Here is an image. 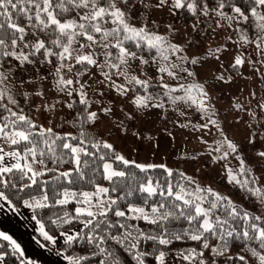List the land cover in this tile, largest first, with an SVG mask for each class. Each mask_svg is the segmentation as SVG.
Listing matches in <instances>:
<instances>
[{"label":"snow or ice","instance_id":"obj_1","mask_svg":"<svg viewBox=\"0 0 264 264\" xmlns=\"http://www.w3.org/2000/svg\"><path fill=\"white\" fill-rule=\"evenodd\" d=\"M238 80L264 85V0H0V210L25 193L65 264H264V95L222 110ZM153 118L198 133L176 161L218 167L232 195L117 147L159 150L137 127Z\"/></svg>","mask_w":264,"mask_h":264},{"label":"rangeland","instance_id":"obj_2","mask_svg":"<svg viewBox=\"0 0 264 264\" xmlns=\"http://www.w3.org/2000/svg\"><path fill=\"white\" fill-rule=\"evenodd\" d=\"M247 72V69H244ZM251 74V73H249ZM241 88H243V94H241ZM261 88H264V85L259 84L258 81H245V80H238L236 83L230 86V94H224L221 102L218 104L222 110L227 108L229 104L232 102L231 98L233 96H240V102L243 104L248 103V99H246L248 95V91L251 89L257 92L256 99H259L261 95H264V92H261ZM252 105L255 106V100H252ZM239 119V123H233V119ZM249 117L245 113H236L233 112L232 115L228 116V120L226 124L229 125L228 131L234 139L238 142H245V138L247 137L250 129L245 124ZM165 126L168 130L172 131L175 135V141L173 142L171 138L165 133L164 128ZM137 127L140 131L146 135H151L155 138H158L160 148L159 150H155L153 148V143L156 141H152L149 143L144 144L143 140H135V138L129 137L123 142H117L118 148L123 149L130 157H135L140 162H155V163H162L167 162L168 166L171 168H180L187 171L189 174H195V169L197 167L200 168L199 176L204 178L206 176H210L211 179H206L205 183H212L213 187L218 188L219 191L232 195L234 189L229 186L225 178L220 174V169L216 166L207 167L203 163L200 165H196L194 163L185 164L182 162H175V158L181 152L184 151H191L196 150L199 151L203 148V145L199 144L196 139L198 133H193L190 130H180L178 128H173L172 124L164 125L159 122V120L153 118L148 121H145ZM207 138V137H206ZM138 141H142L138 143ZM257 148L264 147L261 143H257ZM133 148L136 151H133ZM224 183V184H221ZM228 185L229 187L225 186ZM234 200H238L236 196H233ZM63 243V240H58V246ZM45 248L50 252H56V249L52 245H46ZM54 254L48 255H41V259L39 262L41 264H49V256L52 257ZM48 259V260H47ZM54 262L56 260L52 259ZM170 264H172L170 260ZM178 264V262H177Z\"/></svg>","mask_w":264,"mask_h":264},{"label":"crops","instance_id":"obj_3","mask_svg":"<svg viewBox=\"0 0 264 264\" xmlns=\"http://www.w3.org/2000/svg\"><path fill=\"white\" fill-rule=\"evenodd\" d=\"M33 215L34 213L27 208H17L16 212H12L5 205L0 210V231L12 236L25 251V258L33 260L35 264H41L39 259L43 254H54L52 257L49 256V264H65L57 252H50L45 247H40V243L43 242L37 238L40 236L39 227L33 219ZM61 245L62 243L59 247ZM52 259L56 261L54 262ZM6 264L8 263L6 262Z\"/></svg>","mask_w":264,"mask_h":264},{"label":"trees","instance_id":"obj_4","mask_svg":"<svg viewBox=\"0 0 264 264\" xmlns=\"http://www.w3.org/2000/svg\"><path fill=\"white\" fill-rule=\"evenodd\" d=\"M37 103H39V101H37ZM138 143L142 144V141H138ZM143 143L146 144L144 141H143ZM174 161L177 162L176 160H174ZM221 184H224V183H221ZM225 186L229 187L228 185H225ZM7 194L13 200V202L15 203L17 208H22L23 207V199H28V196L25 193L17 192L15 188L7 190ZM235 196L238 198V201H239V196L238 195H235ZM21 198H23V199H21ZM41 215H43V214H41ZM44 220L46 222L47 221V217H44ZM46 230H52V231H56V232L59 231V230L55 229V226H53V225H51L50 223H47V222H46ZM37 238L39 240H41L43 243H45L42 240V237L37 236ZM0 244L4 245L3 248H0V252L6 253V262L8 264H20V260H19L18 256L16 254L12 253L11 246L8 245V243L6 241H0ZM46 245H50V244H46ZM176 246L179 247L180 245H176ZM60 247L61 248L63 247V243H62V245ZM178 264H179V262H178Z\"/></svg>","mask_w":264,"mask_h":264}]
</instances>
